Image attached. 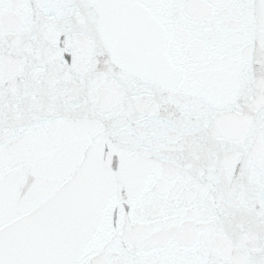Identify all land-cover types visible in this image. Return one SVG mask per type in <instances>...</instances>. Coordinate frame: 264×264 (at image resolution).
Instances as JSON below:
<instances>
[{"label":"snow or ice","instance_id":"1","mask_svg":"<svg viewBox=\"0 0 264 264\" xmlns=\"http://www.w3.org/2000/svg\"><path fill=\"white\" fill-rule=\"evenodd\" d=\"M0 264H264V0H0Z\"/></svg>","mask_w":264,"mask_h":264}]
</instances>
